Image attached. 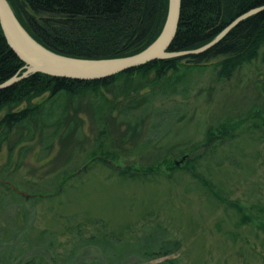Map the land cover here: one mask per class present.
I'll list each match as a JSON object with an SVG mask.
<instances>
[{
	"label": "rangeland",
	"instance_id": "rangeland-1",
	"mask_svg": "<svg viewBox=\"0 0 264 264\" xmlns=\"http://www.w3.org/2000/svg\"><path fill=\"white\" fill-rule=\"evenodd\" d=\"M263 54L264 46L258 57L229 78L217 73L222 56L199 65L182 59L180 70L168 73L173 81L169 86L141 91L155 92L154 108H180L155 120L156 130L163 133H149L148 118L138 138L122 143L126 126L124 117L114 120L116 110L106 117L110 133L105 144L114 154L108 160L93 159L100 127L91 90L69 101L71 114L76 109L75 116L82 120L77 139L56 140L47 156L38 135L17 145L27 128L16 130L0 147V262L4 253L6 258L11 255L7 264L24 257L26 242L15 236V228L24 221L26 226L27 217L36 228L60 234L77 216L71 224L88 229L91 221L102 220L125 240L154 229L165 239L179 241L175 253L152 263L170 258L176 264H264ZM119 84L120 90L116 85L102 88L112 102L122 100L118 92L127 85L136 86ZM26 106L27 102L6 105L0 119ZM200 150L205 153L197 158ZM9 187L45 193L27 206ZM58 240L56 249L61 252L71 246L67 236L59 235ZM15 242L24 246L23 253L15 254Z\"/></svg>",
	"mask_w": 264,
	"mask_h": 264
},
{
	"label": "trees",
	"instance_id": "trees-1",
	"mask_svg": "<svg viewBox=\"0 0 264 264\" xmlns=\"http://www.w3.org/2000/svg\"><path fill=\"white\" fill-rule=\"evenodd\" d=\"M8 1L18 20L37 41L54 52L77 58H113L142 51L159 35L168 10V0ZM263 5L264 0H182L177 33L169 50L199 48L214 39L239 15ZM263 46L264 10H261L238 22L217 44L199 54L155 60L99 80L82 81L40 72L31 74L0 89V109L27 102L25 108L9 111L0 119V147L10 140L16 130L24 127L27 128V136L20 137L17 145L38 135L46 156L56 140L64 143L73 136L76 140L82 120L75 116L76 109L75 114H71L69 101L91 90L96 97L92 109L100 127V140L92 152L93 159L108 160L114 154L105 144L110 133L106 117L111 118L116 110L118 114L114 120L124 117L123 124L126 126L122 143L130 138H138L148 118L151 122L149 133H163L156 130L155 120L171 108H180H154L152 100L155 92L152 90L148 95L141 94V91L156 85L169 86L173 81L168 73L178 72L182 59L199 65L222 56L216 64L217 73L220 78H229L241 65L258 57ZM24 65L8 45L0 26V84L20 75ZM122 81L136 86L130 89L129 85L128 88L125 85L124 90L118 92L122 100L112 102L102 88L116 85L120 90L122 84L119 82ZM46 93L48 95L44 100L32 103L34 98ZM205 150L198 151L197 158L202 157ZM127 174L139 177L137 174ZM10 192L27 206L37 203L45 193L35 191L24 195V192L13 188H10ZM76 217L68 220L67 228L60 234L46 228H36L34 220L27 217V228L24 225L26 221L15 228V236L21 235L27 246L24 257L16 264H176L170 258L152 263L154 259L172 255L180 247L179 241L165 239L154 229L125 240L124 236L109 231L102 220L91 221L90 230L81 223L71 224ZM59 235L71 239V246L62 252L56 249ZM13 246L16 251L13 254L23 253L24 246L20 242H15ZM2 258L0 264L11 261V255L6 258L4 253Z\"/></svg>",
	"mask_w": 264,
	"mask_h": 264
},
{
	"label": "water",
	"instance_id": "water-1",
	"mask_svg": "<svg viewBox=\"0 0 264 264\" xmlns=\"http://www.w3.org/2000/svg\"><path fill=\"white\" fill-rule=\"evenodd\" d=\"M182 0H168V10L163 27L156 39L135 54L113 58H77L54 52L37 41L21 24L8 0H0V26L13 52L25 63L24 71L0 84V89L34 73L75 80H99L125 70L166 58L199 54L217 44L241 20L264 10V5L252 8L229 23L214 39L192 50L170 51L177 33ZM27 195V193H23Z\"/></svg>",
	"mask_w": 264,
	"mask_h": 264
}]
</instances>
